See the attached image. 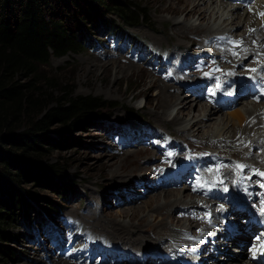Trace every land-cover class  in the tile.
I'll return each mask as SVG.
<instances>
[{
	"label": "rangeland",
	"instance_id": "1",
	"mask_svg": "<svg viewBox=\"0 0 264 264\" xmlns=\"http://www.w3.org/2000/svg\"><path fill=\"white\" fill-rule=\"evenodd\" d=\"M169 1L172 0H138V2H141L143 7L148 10V12L146 19L136 26L126 25L120 19H116L112 15H108V18L115 20V24L117 26L116 28L123 30L125 29L132 34L139 36L141 39L146 40L147 43L152 47L156 46L158 49L162 50H171L175 47H182L185 50L188 49L191 51H196L197 47L200 45L198 38L200 36L209 35V30H212V32L214 31L213 33L216 35H225L227 32L238 34L239 32L237 31L244 32L247 28H249L244 22L248 21L250 23L252 21H255L253 18H244V16L246 15L245 12L243 11V9H239L237 11L238 14H243L244 19H242L241 21V23L243 22V25L238 27L236 31H233V28H235V24H232V29L229 27L231 26V22H235L237 19H229L227 21H224V17H222L220 21V19L216 18V14H211L210 10L212 9V7H209L211 1H203L200 4L201 7L207 6L206 8L208 12L206 19L198 18L197 15L185 16L184 14H181L175 16L173 14H170V11L161 12L159 8L163 5H166ZM221 1L225 0H217L214 6H217V8H219ZM177 5L178 4L176 1L174 6ZM209 8L211 9L209 10ZM220 11L224 10L221 8ZM225 13L226 15H228L227 12ZM178 21L193 23L196 26L203 28L204 31L199 33V35L188 33L190 36L188 35L186 37H182L181 34H179V28L175 26ZM225 29L228 30L225 32ZM217 30H220L222 33L217 32ZM95 33L96 30H92V28H89V30L87 31L89 41L97 38ZM98 39H101V37ZM126 46L127 50H124L126 49ZM119 48H117L114 43L109 42L105 50L90 52L89 48L85 46L81 48L80 54L69 52L64 56H53L51 62L48 65L41 66L40 77L45 78V80L43 79V81L37 85L41 86L43 89L47 88L48 92L53 91L54 98L64 96L66 95V92L68 93L69 91H73L74 95L92 94L101 96L105 100V104L107 105V107L101 110L103 116L96 117L90 127L77 128L73 133H67L65 141L61 143L60 146L53 147L45 145V147L51 149V151L46 152L44 156L40 157V159L33 158L32 160L34 164L39 166V168L41 169H45L46 172L49 171V167L51 165L56 164L59 168L62 169L63 174L55 172V174L51 173L50 175V173H47L45 177L46 181H44V177L42 176L41 181H38L36 178H25L22 180V182L16 184L18 186L17 188L22 189L23 192L24 190H31L33 193H37L39 196L48 197L51 200L57 202L60 208L59 211H62L65 214H78L80 218H83V220H79L77 222L78 230H70L68 231V234H66V232L61 234V237L63 238L65 244L63 254L53 257L51 263L45 262L42 257V252L44 250V246L47 245L46 241L43 243L36 242L28 244L18 242L16 244L11 243V248L14 249L16 255L19 254V257H15L14 259L6 258V260H3V262L5 263H3L2 261L0 263L55 264L58 262H63L67 264H74L69 263L67 259H70L78 250L85 252L86 246L89 245L92 241H95V243L101 247V245L99 244L101 242V240H99V237L101 239H104L107 244L111 242L107 239V235H109L110 237L113 236V239L115 237L114 240L122 242L123 238L121 239V237L113 232L111 230L113 227L109 224L118 222H122L123 224L128 223L130 221L129 217L127 215H124L127 210L134 207L137 208L139 206L143 207L146 204L147 200L156 199L158 198L157 195L163 192H158L155 195L151 194L147 197H140L143 196L142 194H140L141 189H143L140 187L143 186H134L135 182L132 181L134 177L139 176L142 173L143 176H141L142 179L140 178V181L144 180L145 175H149V173L151 172V166L154 165L152 164L153 161L151 160H153L154 155L157 152L156 150H158L159 153L162 154L161 144L157 143L158 147H156L149 143L148 146H152L153 149L147 147L145 148V145H138V148L135 147V149H131L133 147L131 146L129 150L125 149L127 150L126 152L124 150V153L122 154H115L114 151L116 145L120 146L124 142H117L116 145L113 144V133H117V131H115L116 129L113 130L115 128V124L113 123L114 121L125 120L128 123L129 127L134 128H138L139 120L149 121L157 130L168 131L174 135L175 139L179 140H186L193 135H197V132H195L196 128L181 132L178 129H181V127H189L187 126L188 124L190 125L189 122H193L198 119L199 110L202 108V106L205 107L206 104L203 102L195 103V99L191 95H189V97L192 98L190 103L194 104L193 113L187 115L183 122H181L180 124H174L172 122V118L176 113L177 106L170 107L166 110H163L164 108H158V106H154L156 104V101L154 99L158 90L160 89V79L159 77L155 76L157 73L154 69L155 67L160 66V60L152 59L151 57H149L150 52L148 54L146 52V49L142 48L140 45H136L134 49L129 44L127 45L123 42L122 45H119ZM127 51H129V53ZM116 59H118L121 66L127 65L128 68V65L130 63L132 65H136V67L141 68V70L136 69L134 72H127L128 69L126 68L121 70L120 67L116 69V65H109L110 60ZM211 66H209V71ZM223 73L218 72L219 75H223ZM189 76L193 77V75ZM226 76V74L223 75V81L218 79L219 77L217 76H214L212 78L222 83H224L226 80L232 81V78H228ZM32 78L33 76H20L18 77V80H20V83L25 84L31 81ZM49 78H52L53 81L46 80ZM185 78H188V76H185ZM151 79L156 80L158 84H156L151 91L139 94L143 89V85ZM108 87L112 88V90H109ZM170 90L171 92H174L173 88ZM240 103V106H238L236 109H233L232 111L215 110V115H217L216 119L206 121L207 124H205L206 127L204 128V131L206 133L204 132L203 136L205 137L206 135H210L211 137H214L217 133L216 128L220 127V125L222 126V123H218L222 118L225 122H229L227 126L232 125L230 124L232 122L235 123V129L239 128V121H241L240 125L242 124V126H244L246 123L243 122L247 119H243L244 121L240 120L235 116V114H233V112L237 111L238 109H244V107L247 106L246 102ZM263 105L249 106V108L261 107ZM43 114L44 111H38L34 114V117L38 119L41 118ZM233 116H235L236 118ZM26 123L27 121H23L21 128L26 125ZM217 124L218 126H216ZM58 127L60 128L59 124L53 122V124L50 126L49 131L56 130ZM232 127L233 126H231L227 130L225 128L220 137L224 136L223 133L225 131H231ZM255 131L253 132V135L250 136L251 139H253L254 137H260L259 135H256ZM229 135H231V132L227 134V137ZM196 137L198 138V140L194 141L195 144H210L212 142H209L206 139H202L198 136ZM215 139L218 140V138ZM234 144L235 143H231L228 146H231V148L233 146L235 148H238L237 143L235 145ZM261 147H256V150L257 148ZM226 149L228 150L229 154L233 152V149ZM249 151H251V149H249ZM127 154H129L127 161L135 159L134 162L136 163H134V165H142L143 167H145V169L143 168L144 170L137 172V174L132 173L129 175L119 172V160L121 161V159ZM115 171L118 172L116 173ZM255 171L257 173H263V168L257 166ZM128 181L133 182V185H131L133 190L128 188L129 190H131L130 197L125 196L124 191L121 189L118 190V193H114L115 189L113 188L117 184ZM144 186L145 189L148 190V192L152 191L150 185L144 184ZM165 191L167 190H164V192ZM181 192L185 195L183 201L189 202L191 204L194 202L187 199L188 193L186 190ZM136 193H138V195H136ZM130 199H135V201L133 203L132 201H126ZM115 200H117L116 202H118V200H121V202L116 203ZM159 201L163 203L164 198H161V200ZM95 203H97L96 207L100 206L101 203L103 204L101 211H99L97 214H95ZM44 207L45 204L41 200L37 201L33 198H30L27 203L20 205V210L15 211V218L18 219V224L11 226L10 228H8V230L14 233L20 231H25L27 233L28 228L29 230H32V227L30 226L33 224L34 217H38V213L44 214ZM16 208H18V206H16ZM175 213L176 211L174 212V214ZM140 215H145L146 221H153V217L150 215L148 209L141 211ZM168 221H170L169 217H167V222ZM181 221L182 223L185 222V220L182 219ZM20 222H27L28 224H26L28 228L26 226L19 225ZM105 222L108 224H104ZM180 224L181 223H177L176 221L170 223L171 231L170 229L166 230V236H168L170 233L176 232L174 230H178ZM107 225L108 227H106ZM93 231H96L101 235H94ZM85 232H87V236H84L82 239H80L81 244L79 245V247L73 246L76 235H82ZM29 234L31 235V237H34V234ZM142 234H144V237L148 239H145L143 244L138 245L140 250L144 251L145 249H151L156 251L157 248V252L159 251V249H161V252H166V248L165 250L162 249V244L155 240L156 236L154 237V233L152 234V232L147 231L143 232ZM176 234L179 236V230L176 232ZM133 235V238L136 239L140 234L137 232ZM144 237L142 236L141 239H143ZM83 243L85 244L83 245ZM107 244H103L102 248L105 249L108 246L112 248L111 245ZM122 244L124 248L136 250L135 246L125 247L128 244H125L124 241L122 242ZM219 244L220 242H218V245ZM59 245L60 242L57 240V243L51 247V250H57L59 248ZM220 245L223 248L226 247L225 244ZM227 246H229V248L227 249L228 253H239L237 251H232L234 247L231 249L230 245ZM95 253V250L88 251V261L91 264H101L103 255H95ZM221 253H223V251ZM240 253L245 255L244 251H240ZM160 254L165 256L166 253ZM117 255H119V253H117ZM60 258L66 260L61 261ZM203 260L211 262V260H209L208 258ZM152 261L153 260L149 258L148 264H152ZM240 261L242 263H245L244 257H240ZM125 263H127V261H125Z\"/></svg>",
	"mask_w": 264,
	"mask_h": 264
},
{
	"label": "trees",
	"instance_id": "2",
	"mask_svg": "<svg viewBox=\"0 0 264 264\" xmlns=\"http://www.w3.org/2000/svg\"><path fill=\"white\" fill-rule=\"evenodd\" d=\"M147 12L138 0H0V262L19 257L11 243L20 242L24 233L8 228L18 224L15 211L21 204L33 198L45 204L46 216L60 212L58 203L50 198L17 188L25 178L41 181L43 176L46 181L47 173L63 174L56 164L46 172L33 158L51 151L45 145L60 146L67 133L90 127L107 107L101 96L92 94L69 91L54 98L53 91L37 85L45 80L40 77L41 66L48 65L53 56L80 54L82 47L105 32L119 36L121 29L108 15L136 26ZM89 28L96 30L97 38L92 41L87 36ZM20 76L33 78L23 84ZM38 111L44 114L36 119ZM23 121L27 123L21 128ZM53 122L60 128L49 131Z\"/></svg>",
	"mask_w": 264,
	"mask_h": 264
},
{
	"label": "bare ground",
	"instance_id": "3",
	"mask_svg": "<svg viewBox=\"0 0 264 264\" xmlns=\"http://www.w3.org/2000/svg\"><path fill=\"white\" fill-rule=\"evenodd\" d=\"M176 1H177L178 5L174 6ZM176 1L172 0V1L167 2V4L161 6L159 8V10L161 12H169L170 11L171 12L170 14H173L175 16L184 14L185 16H195V15H197L198 18H201V19H206L207 18V12H208L207 8H206L207 6L206 7H201L200 6V4L203 1H206V0H176ZM216 1L217 0H211V4L209 6V7H212V9L209 8V10L211 9L210 10L211 14L212 13L216 14V18L220 19V21H221L222 17H224L223 18L224 21H227L229 19H231V20H236L237 19L235 22L232 21L231 22V26L229 27V28L232 29V26H233L232 24H235V28H233V31H236L238 27L243 25V22L241 23L242 19L247 18V17H249V19L253 18L248 13H245L246 15L243 18V14L239 15L238 12H237L239 10V8H237L232 15H226V13L224 11H220L221 7L225 6L226 2L225 1H221L220 7L217 8V6H214ZM231 16L232 17L235 16V18H230ZM244 23H246L247 27H249L243 32L244 34L245 33H247L248 35L257 34L259 36L264 37V32L262 31L261 27H259L257 25V23H255V21H252L250 23L248 21H246ZM175 26L179 28V31H180L179 34H181L182 37L183 36L184 37L188 36L189 35L188 33H194V34L199 35V33L204 31L203 28H200L199 26H196L193 23H186V22H183V21H178ZM227 30L228 29H225L224 31L226 32ZM205 32H206V30H205ZM213 32H212V30H209L208 31L209 35L205 36L206 39H209L211 34L214 35ZM217 32L222 33L220 30H217ZM244 38H246V35H244ZM198 39H199V42H200V37ZM109 65H112V66L116 65V69L118 67H120L121 70L126 68V69H128L127 72H134L136 69L137 70H141V68L136 67V65H132L130 63L128 65V68H127V65L121 66L119 61H118V59L110 60ZM218 70H219V66L218 65H212L211 66L210 71L213 72L212 77L217 76V77H219L218 79L223 81V79H224L223 75H225L227 72H224L223 75H219L218 74ZM159 79H160L159 80L160 81V85H159L160 89L158 90V92L156 94V97L154 99L156 101V104L154 106H158V108H164L163 110H166V109H168L170 107L177 106V110H176L175 115L172 118V122L174 124H180L181 122H183V120L185 119V117L187 115L193 113L194 104L190 103L191 100H192V98L189 97L190 93L188 92V90L176 91L174 89H173L174 92H171L170 89H172L173 86L167 84L161 78H159ZM185 79H187L191 83V82L194 81V76L193 77L188 76V78H185ZM181 81H183V80H181ZM156 84H158L157 81L151 79L150 81L146 82L143 85V89L141 90V92L139 94L147 93V92L151 91L152 88ZM108 89L112 90V88H110V87H108ZM149 102H150V100H149ZM195 103H196V101H195ZM260 105L261 104H251V105L247 104V106L244 107V109H238L237 111L233 112V114H235V116L237 118H239L240 120H243L245 118L247 119L244 122V123H246L244 126H242V124L240 125L241 121H239V128L238 129H235V123H233V122L230 123L232 125L229 124L230 126H227L229 122L228 123L225 122L224 119L222 118L218 122V123H222V126L220 125V127L216 128L217 129V133H216V135L214 137H211L210 135H208V136L206 135L205 137L203 136V134L205 132L204 128L206 127L205 124H207L206 121L207 120H214V119H216V116H217V115H215V110L216 109H213V108L209 107L207 104L205 105V107L202 106V108L199 110V112H198V117L199 118L198 119H196L193 122H189L190 125L189 124L187 125L189 127H184V128L181 127V129H178V130L181 132V131H189V130H191L193 128L194 129L196 128L195 132H197L196 133L197 135H193V136L201 137L202 139H206L209 142H211L213 140L216 146H217L218 143L222 144L223 142L225 143V146L226 145H230L231 143H235V144L237 143L238 148L242 149L244 144L249 140L250 143L256 144L257 147H261L262 144L260 145V137H254L253 139H251L250 136L253 135V132L255 131V127L259 123L258 117H259V114L262 112V109H264V105L261 106V107L249 108V106H260ZM154 108H156V107H154ZM235 116H233V117H235ZM216 126H218V124ZM231 126H233L231 128V131L228 130L227 132L225 131L223 133L224 136H226V137H224V136L220 137L222 132H223V130L225 128L227 130ZM229 132H231V135H229L227 137V134ZM248 137H249V139H248ZM215 138H218V140H216ZM244 149H245L244 154H246V153L250 152L249 149H251V147L244 148ZM198 153H200V152H198ZM128 155L129 154L125 155L121 159V161L118 159L119 160L118 169L120 170V171L118 170L119 172H121L122 174L129 175V174H132V173L133 174H137V172L143 171L145 169V167H143L142 165H139V166L136 165V164L134 165V163H136V162H134L135 159L127 161V158L129 157ZM261 166H258V167L264 168V164H261ZM118 171H115V172L117 173ZM260 173H262V172H260ZM260 173H257V175L262 177L260 175ZM146 176H148V175H145V178H146ZM145 178H144V180H145ZM262 178L264 179V177H262ZM136 195H138V193H136ZM162 195H163V197H162ZM157 196H158V198L155 197L156 199L147 200L146 204L143 207L139 206L137 208L134 207V208H131V209L127 210L124 215H127L129 217L130 221L128 223L123 224L122 222H120V223L118 222V223H114V224H109V225H111L114 228V229L112 228L111 230L113 232H115L119 237H121V239L123 238V241L125 242V244H128L125 247H127V246L134 247L135 246L136 250L142 251V250H140L138 245L143 244L145 239L146 240L148 239V238L144 237L146 235L145 233H144L145 235L142 234L143 232H147V231L148 232L149 231L152 232V234L154 233L155 234L154 237L156 236L155 240H157L161 244H162V242L168 240L170 238V236L173 237L174 235H176L178 237V235L176 234V232L178 230H174L176 232L170 233L168 236H166L167 234L165 232L166 230L171 228L170 227V223H172V222L176 221L177 223L183 224L181 219L178 218L174 214V212L180 207L181 208H183L185 206L194 207V206H196L198 204L195 201L192 204L189 203V202L183 201V198L185 197V195L182 194V192L180 190L179 191L167 190L164 193L163 192L159 193ZM161 198L162 199L164 198V202L163 203H161L159 201V200H161ZM126 201L127 202L128 201H132V203H133L135 201V199H130V200H126ZM155 202H157V203H155ZM145 209H148L149 212H150V215L153 217V221L152 222L146 221L145 215H142V216L140 215V212L144 211ZM167 217L170 218V221H168V222H167ZM104 224H108V223L105 222ZM189 224H191V222ZM106 227H108V225ZM170 231H171V229H170ZM137 232L140 235L135 239V238H133V236H134L133 234L137 233ZM142 236L144 237L143 239H141ZM111 237L109 235H107V239L110 240V241H112V239H113V236H111ZM114 239H115V237H114ZM114 241L115 242H119L121 244L123 242V241L120 242V241H116V240H114ZM169 242H170V240H169ZM218 242H220V244H225V246H226L225 247L226 249H225L219 244V249L223 251V253H221L222 257L220 256L221 258H223L222 262L219 261V257H218L215 262H212V261L211 262H207V261L203 260L204 264H246L245 261H244L245 263H242L240 261V257L241 258L244 257V255L242 253H240L241 250L239 251V249L237 247H234V249H232L233 248L232 244H234L233 241L224 240V242H223V241L219 240ZM227 245H230V248L232 249V251H234V252L237 251L239 253H237V254L228 253L227 249L229 248V246H227ZM160 250L161 249H159L158 253H165V252H161ZM143 262H144V260L140 261V263H142V264H148L149 259L147 260V262H144V263ZM127 263L128 264H135L134 262H130V261L127 262ZM55 264H67V263L58 262V263H55Z\"/></svg>",
	"mask_w": 264,
	"mask_h": 264
},
{
	"label": "snow or ice",
	"instance_id": "4",
	"mask_svg": "<svg viewBox=\"0 0 264 264\" xmlns=\"http://www.w3.org/2000/svg\"><path fill=\"white\" fill-rule=\"evenodd\" d=\"M261 16L264 17V13H261ZM250 71H252V72H256L257 70H256V69H250ZM243 167H244V165H237V168L242 169ZM260 175H261L262 177H264V173H260ZM262 187H264V185H262ZM224 190L227 191L228 189L225 188Z\"/></svg>",
	"mask_w": 264,
	"mask_h": 264
}]
</instances>
